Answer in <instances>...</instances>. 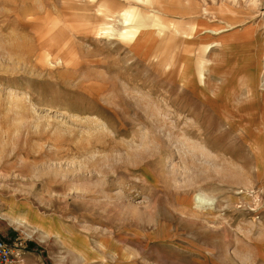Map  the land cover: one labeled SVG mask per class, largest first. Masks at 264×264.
Returning <instances> with one entry per match:
<instances>
[{
    "label": "rangeland",
    "instance_id": "374dc122",
    "mask_svg": "<svg viewBox=\"0 0 264 264\" xmlns=\"http://www.w3.org/2000/svg\"><path fill=\"white\" fill-rule=\"evenodd\" d=\"M0 237L18 264H264V0H0Z\"/></svg>",
    "mask_w": 264,
    "mask_h": 264
},
{
    "label": "bare ground",
    "instance_id": "6f19581e",
    "mask_svg": "<svg viewBox=\"0 0 264 264\" xmlns=\"http://www.w3.org/2000/svg\"><path fill=\"white\" fill-rule=\"evenodd\" d=\"M101 19L99 20H95L92 21L91 23H97L99 26H94L92 28V32L96 35L97 38H100L101 36H110L111 32H112V20L110 19V14L109 12H104L103 15L100 17ZM144 20L146 19H138V20H133V14L129 11H123V23L127 24V23H132L131 27L135 30H131V27H126L124 32L121 35L122 40H128V39H132L134 35H136L138 33L137 30H139L141 27L143 26V22L144 24L146 23ZM132 21V22H131ZM134 22V24H133ZM146 25V24H145ZM136 26V28L134 27ZM143 38L141 37H136L134 39V44L133 45H138L142 43ZM139 51V50H137ZM185 74V73H184ZM104 86V85H103ZM102 86H99V88H101ZM256 150H258L256 148ZM260 154V153H259ZM200 196H197V199L200 200ZM203 199V198H202Z\"/></svg>",
    "mask_w": 264,
    "mask_h": 264
},
{
    "label": "built area",
    "instance_id": "2783aa9c",
    "mask_svg": "<svg viewBox=\"0 0 264 264\" xmlns=\"http://www.w3.org/2000/svg\"><path fill=\"white\" fill-rule=\"evenodd\" d=\"M19 258L15 247L0 237V263L18 264Z\"/></svg>",
    "mask_w": 264,
    "mask_h": 264
}]
</instances>
